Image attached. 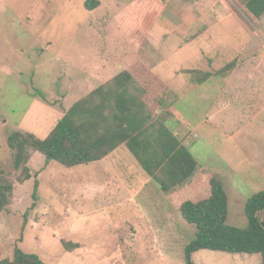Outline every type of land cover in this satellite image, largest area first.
Masks as SVG:
<instances>
[{
	"label": "rangeland",
	"instance_id": "374dc122",
	"mask_svg": "<svg viewBox=\"0 0 264 264\" xmlns=\"http://www.w3.org/2000/svg\"><path fill=\"white\" fill-rule=\"evenodd\" d=\"M87 1L0 0V171L14 183L0 213V261L19 247L46 264H186L195 227L150 188L125 145L73 168L35 153L22 184L8 138L45 139L76 102L141 62L165 82L157 116L224 186L228 225L246 228V203L264 190V16L252 17L246 0H98L93 11ZM135 2L148 7L130 36L117 17ZM204 73L213 76L199 82ZM193 262L262 264L213 250Z\"/></svg>",
	"mask_w": 264,
	"mask_h": 264
},
{
	"label": "trees",
	"instance_id": "16d2710c",
	"mask_svg": "<svg viewBox=\"0 0 264 264\" xmlns=\"http://www.w3.org/2000/svg\"><path fill=\"white\" fill-rule=\"evenodd\" d=\"M150 1L165 6V0ZM85 6L93 11L100 2L88 0ZM245 6L252 17L264 16V0H246ZM147 7L141 2L130 4L118 15L117 25L132 36L140 30L138 16ZM234 67L232 62L217 73L225 76ZM211 76L204 73L199 82ZM165 90V82L151 68L137 62L76 102L45 139L14 131L8 146L14 169L19 172L18 181L23 184L32 179L29 163L35 153L42 154L47 163L55 161L73 168L104 160L125 145L169 205L195 227L196 237L184 250L186 264H195L193 255L200 250L257 255L264 264V228L258 220L264 214V190L246 203V228L228 225L229 203L224 186L215 176L203 173L202 165L166 119L156 114L165 106ZM174 114L180 117L176 111ZM37 189L38 183L35 192ZM13 192V181L0 171V213L10 205ZM63 244L68 252L79 249L77 243ZM0 264L46 263L38 255L16 247L13 258Z\"/></svg>",
	"mask_w": 264,
	"mask_h": 264
},
{
	"label": "crops",
	"instance_id": "0c3cea01",
	"mask_svg": "<svg viewBox=\"0 0 264 264\" xmlns=\"http://www.w3.org/2000/svg\"><path fill=\"white\" fill-rule=\"evenodd\" d=\"M175 111V110H174ZM174 113V112H173ZM178 113V112H177ZM179 114V113H178ZM180 115V114H179ZM173 117H175L176 119H178V120H182L181 119V115H180V117L179 118H177V116H175V114L173 115ZM174 133H175V131H174ZM175 135L177 136V134L175 133ZM179 138V137H178ZM181 140V139H180ZM182 141V140H181ZM182 143L189 149V148H191L187 143H184L183 141H182ZM190 150V149H189ZM108 157H110V156H108ZM108 157L106 158V159H108ZM202 168H203V166H202ZM130 169V168H129ZM203 173L205 174V172H204V168H203ZM205 175H207V174H205ZM208 175H210V174H208ZM213 176V175H212ZM149 183H151L150 184V188L151 189H153L152 188V186H154V188L156 187V185H154V182L149 178ZM159 189V188H158Z\"/></svg>",
	"mask_w": 264,
	"mask_h": 264
},
{
	"label": "water",
	"instance_id": "95a60500",
	"mask_svg": "<svg viewBox=\"0 0 264 264\" xmlns=\"http://www.w3.org/2000/svg\"><path fill=\"white\" fill-rule=\"evenodd\" d=\"M258 220L261 222L262 227L264 228V221H262L261 218H258Z\"/></svg>",
	"mask_w": 264,
	"mask_h": 264
}]
</instances>
